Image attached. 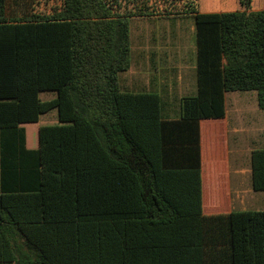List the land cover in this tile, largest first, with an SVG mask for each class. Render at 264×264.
<instances>
[{"label":"trees","instance_id":"1","mask_svg":"<svg viewBox=\"0 0 264 264\" xmlns=\"http://www.w3.org/2000/svg\"><path fill=\"white\" fill-rule=\"evenodd\" d=\"M251 1L201 13L198 0H0V264H264V210L203 208L201 121L225 117L228 92L255 91L264 112V10ZM187 16L197 94L171 118L120 74L132 19ZM51 108L60 123L28 149L25 125ZM250 165L264 192V148Z\"/></svg>","mask_w":264,"mask_h":264},{"label":"crops","instance_id":"2","mask_svg":"<svg viewBox=\"0 0 264 264\" xmlns=\"http://www.w3.org/2000/svg\"><path fill=\"white\" fill-rule=\"evenodd\" d=\"M199 1V0H198ZM229 2V1H228ZM231 4L223 6V0H219V4H222V8L217 12H208L199 9L201 13H227L235 11H243L239 0H230ZM264 10V0H252L249 11H261ZM188 17V16H187ZM186 17L178 18H166V17H151L144 19H132L133 20H144L154 24L157 21H170L182 20ZM141 21V22H142ZM143 21V22H144ZM141 38L146 39V43H142L141 47L136 50H132V37H131V57H130V68L127 72L133 71L137 68V65L143 61L151 70L145 75V80L135 78L133 73H127L121 78L120 83L124 89H139L135 93L147 92L156 93L160 96L161 103H172V99H176L174 103L180 104V101L184 97H191L197 94V80H196V68H195V83H189L187 81L186 74L187 70L184 66L181 58H170L172 56H178V52H183L184 49H179V43L168 42L174 41V32L167 33L165 30L157 36L159 41L158 45L155 46L153 41L156 39L152 37L149 32L145 31L141 33ZM195 45H196V34H195ZM196 65V63H195ZM155 72V75L152 73ZM126 73V72H124ZM172 75V78L169 76ZM146 76L155 77L151 82H146ZM189 77V76H188ZM190 79V77H189ZM194 79V78H193ZM192 82V81H191ZM141 84V85H139ZM134 90V89H132ZM149 90V91H148ZM255 96L257 104V94ZM247 100L246 95L238 92H228L225 95V106L226 114L221 120H203L201 121V151H202V185H203V208L206 214L215 213H226V212H238V211H251V210H235L238 207H243L248 201V198L244 199L243 196L248 195L243 190H232L231 184V168L234 167L235 173V185L241 186L242 178L247 177L249 173V155L253 149L249 148V129L258 126H264V121H257V116H261L260 113L243 112V108L240 109L241 101ZM230 102V105H229ZM230 106V108H229ZM258 106V105H257ZM259 108V106H258ZM231 109V110H230ZM236 109V110H235ZM239 109V110H238ZM261 110V109H260ZM264 114V112H263ZM169 116V114H166ZM177 114L171 118H177ZM39 124V122H38ZM40 127V126H38ZM37 132L38 137V130ZM239 128L243 133L240 136ZM26 132V146L28 149H37L39 146L38 138L37 142L30 141L28 138V131L25 125ZM259 134L264 137V130H258ZM247 140V146H242L241 141ZM240 145V146H239ZM256 149V148H255ZM219 168L220 171H219ZM226 170L227 183L226 188L222 189V182L220 176L223 169ZM244 169L246 172H243ZM219 173V177H218ZM247 174V175H246ZM245 176V177H244ZM234 194L240 195L237 197L239 203L234 201ZM225 195L228 200L224 203ZM236 204V206H235ZM238 204V205H237ZM264 210V209H263ZM262 211V210H254Z\"/></svg>","mask_w":264,"mask_h":264},{"label":"rangeland","instance_id":"3","mask_svg":"<svg viewBox=\"0 0 264 264\" xmlns=\"http://www.w3.org/2000/svg\"><path fill=\"white\" fill-rule=\"evenodd\" d=\"M229 1V2H228ZM53 2V1H52ZM52 3L49 4V6ZM231 2L230 0H223V6L230 5ZM45 5V0H40V9H42ZM198 6L199 9L208 11V12H217L220 11L222 8V4H219V0H199L198 1ZM142 20H131L130 21V31H131V37H132V43H134V46L132 44V50L139 49L144 42V44L147 42L146 39L141 38V33L145 31L149 32L153 38L156 37V39L153 41V44L158 45L159 41L157 40V36L162 33L163 30H165L167 33H172L174 32V41H168V42H174V43H179V49H184L183 52H178V56H172L170 58H181L184 66L186 67L187 73V81L189 83H195V68H196V45H195V34H196V28H195V22L194 19L191 16H188L182 20H176L174 22L170 21H157L154 24H150L148 21H142ZM138 70V73L134 71ZM151 70L149 66H147L143 61L139 65H137V68L133 71L127 72L126 73H121L120 74V80L122 77L125 75H129L127 73H133L135 78H140L141 80H145V75ZM152 73L155 75V72L152 71ZM171 74L169 78H172ZM190 79H189V77ZM194 78V79H193ZM155 77L152 76H146V82H151L154 80ZM192 81V82H191ZM141 85V84H139ZM121 89L125 91H131V92H136V90H139L138 88H131V89H124L122 84H121ZM134 89V90H132ZM149 91V90H148ZM239 93V92H238ZM243 95H246L247 100L241 101V106L240 109L243 110V112H248L250 113H260L261 116H257V121L261 122L264 121V114L263 111L258 108V104L256 101L255 96L251 98L252 95H256L257 93L255 91H247V92H240ZM58 97L57 91H42L39 93V98L41 101H50ZM177 99V98H176ZM176 99H172V103H161V114L162 116H167L166 114H169V116H175L179 110V105L178 103H174ZM230 105V102H229ZM230 108V106H229ZM231 110V109H230ZM236 110V109H235ZM239 110V109H238ZM60 119H59V113L56 108H51L49 111L45 113L40 114V120L39 124L34 123V124H28L26 125L27 131H28V138L30 141H36L37 142V130L36 128L38 126H43V125H54V124H59ZM39 128V127H38ZM242 128H239L240 136L243 134L241 132ZM258 130H264V126H258V127H253L249 129V136H246L249 140V148L250 149H259V148H264V137L261 136V133L259 134L257 131ZM247 140L243 139L241 141L242 146H245L248 142ZM240 146V145H239ZM247 146V145H246ZM248 148V146H247ZM221 168H219L220 171ZM226 168L222 170V174L220 176L221 182L223 185L226 187L227 183L225 180L227 179V174H226ZM244 169L243 172H246ZM239 171V170H238ZM235 170L234 167L231 168V184H232V190H243L248 193V195L243 196V200L248 198V201L246 202L243 207H238L235 210H263L264 209V192H257L254 191L252 188V183H251V165H250V155H249V173L247 177L244 179L242 178V183L240 187L239 185H235V173L238 172ZM219 177V173H218ZM237 197H240V195H235L234 194V201L236 203H239V200ZM226 199L228 200L227 195H225V200L224 203H226ZM238 205V204H237ZM236 206V204H235Z\"/></svg>","mask_w":264,"mask_h":264}]
</instances>
